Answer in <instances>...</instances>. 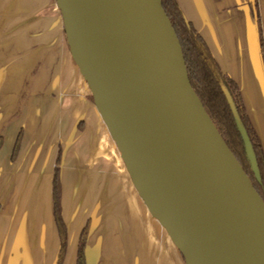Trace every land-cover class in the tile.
I'll use <instances>...</instances> for the list:
<instances>
[{"label":"crops","instance_id":"obj_1","mask_svg":"<svg viewBox=\"0 0 264 264\" xmlns=\"http://www.w3.org/2000/svg\"><path fill=\"white\" fill-rule=\"evenodd\" d=\"M176 1L237 84L264 153V68L254 20L257 11L264 52V0ZM59 153L62 264H75L87 223L86 264H185L125 173L70 57L55 1L0 0V264H55Z\"/></svg>","mask_w":264,"mask_h":264},{"label":"water","instance_id":"obj_2","mask_svg":"<svg viewBox=\"0 0 264 264\" xmlns=\"http://www.w3.org/2000/svg\"><path fill=\"white\" fill-rule=\"evenodd\" d=\"M54 1L130 183L184 263L264 264V202L193 91L161 1ZM223 93L259 180L250 140Z\"/></svg>","mask_w":264,"mask_h":264},{"label":"trees","instance_id":"obj_3","mask_svg":"<svg viewBox=\"0 0 264 264\" xmlns=\"http://www.w3.org/2000/svg\"><path fill=\"white\" fill-rule=\"evenodd\" d=\"M163 10L175 32L184 57L190 85L200 100L207 115L216 127L228 149L234 155L243 171L250 179L254 189L264 202V153L256 133L244 108L237 84L223 74L214 60L209 48L191 22L187 21L176 0H160ZM258 24L260 46L262 34L259 26L257 11L254 12ZM264 63V55H263ZM226 90L235 105L240 121L247 133L255 155L259 173L257 180L251 170L243 142L236 129L230 108L223 90ZM90 97V96H89ZM91 101L92 98L90 97ZM21 133L18 134L11 158L15 159L20 146ZM60 153L56 159L52 180V214L58 235L59 249L55 264H62L66 253L67 229L61 215L60 182H59ZM89 231L88 223L82 228L76 250L75 264H86L85 246Z\"/></svg>","mask_w":264,"mask_h":264},{"label":"rangeland","instance_id":"obj_4","mask_svg":"<svg viewBox=\"0 0 264 264\" xmlns=\"http://www.w3.org/2000/svg\"><path fill=\"white\" fill-rule=\"evenodd\" d=\"M125 173H126V171H125ZM126 175H127V173H126Z\"/></svg>","mask_w":264,"mask_h":264},{"label":"bare ground","instance_id":"obj_5","mask_svg":"<svg viewBox=\"0 0 264 264\" xmlns=\"http://www.w3.org/2000/svg\"><path fill=\"white\" fill-rule=\"evenodd\" d=\"M148 212V211H147ZM150 215V214H149Z\"/></svg>","mask_w":264,"mask_h":264}]
</instances>
